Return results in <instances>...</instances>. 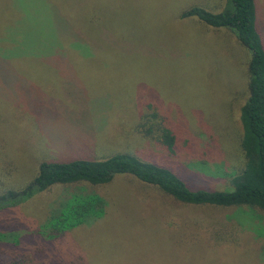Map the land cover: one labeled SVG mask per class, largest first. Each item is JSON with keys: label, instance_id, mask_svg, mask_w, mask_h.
I'll return each mask as SVG.
<instances>
[{"label": "rangeland", "instance_id": "1", "mask_svg": "<svg viewBox=\"0 0 264 264\" xmlns=\"http://www.w3.org/2000/svg\"><path fill=\"white\" fill-rule=\"evenodd\" d=\"M13 2L0 0V21L16 17ZM193 6L232 10L230 0H123V51L88 41L87 50L73 48L85 64L46 67L32 61L35 51L53 53L50 41L45 50L37 45L39 33L1 36L4 51L14 49L9 37L23 40L27 59L8 63L0 78V190L27 185L44 161L123 153L169 170L192 191L232 190L245 164L240 111L251 54L231 30L181 19ZM254 6L264 49V0ZM76 185L103 202L100 214L55 241L38 238L74 187L58 186L1 211L0 231H16L20 249L65 264H264L260 209L185 205L128 175Z\"/></svg>", "mask_w": 264, "mask_h": 264}, {"label": "trees", "instance_id": "2", "mask_svg": "<svg viewBox=\"0 0 264 264\" xmlns=\"http://www.w3.org/2000/svg\"><path fill=\"white\" fill-rule=\"evenodd\" d=\"M13 1L14 5H11L10 9L15 12L16 17L0 21V37L11 30L21 35L29 31L35 35L39 33L37 45L42 47V50H45L47 41L51 43V55L35 51L32 61H38L46 67H60L61 63L70 61L89 63L88 58L73 51V48L79 51L81 47L91 46L88 41L95 42L92 46L99 49L123 51V0ZM230 3L232 10L220 13L193 6L184 11L180 18L194 17L211 28L231 30L251 54L248 65L249 97L240 111L243 128L241 146L245 164L240 174L232 178V190L192 191L169 170L141 162L137 157L123 153L101 161H44L39 164L36 176L27 185L0 190V212L21 207L34 195L55 187L74 185L65 190V198L52 210L36 232L40 239L55 241L62 234L83 224L87 218L97 216L103 211V202H100L98 196L76 183L87 182L88 186L103 185L120 175L134 177L140 183L154 187L165 196L185 205H244L264 212V49L255 31L254 0H230ZM50 28L51 33L48 36ZM13 37L8 38L12 48L14 47L11 51L2 50L3 47L6 48L7 39L5 38L2 45L0 39V78L9 76L3 73L5 69H11L7 66L8 63L16 64L14 68H18L22 67L19 63L27 59L21 57L24 54L23 40L21 39L22 43L19 44ZM107 37L109 40L105 41ZM76 40L83 43H76ZM71 56L75 58L71 60ZM165 143L170 147L166 136ZM2 186L3 180H0V187ZM20 240L16 231H0V264H65L61 259L45 261L38 249H20ZM66 264L80 263L69 261Z\"/></svg>", "mask_w": 264, "mask_h": 264}]
</instances>
